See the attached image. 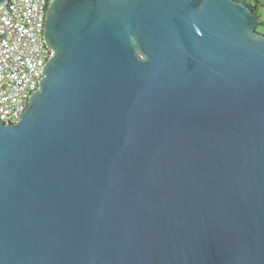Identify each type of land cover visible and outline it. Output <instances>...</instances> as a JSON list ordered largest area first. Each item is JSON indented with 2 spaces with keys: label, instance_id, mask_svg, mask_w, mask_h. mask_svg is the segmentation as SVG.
<instances>
[{
  "label": "water",
  "instance_id": "95a60500",
  "mask_svg": "<svg viewBox=\"0 0 264 264\" xmlns=\"http://www.w3.org/2000/svg\"><path fill=\"white\" fill-rule=\"evenodd\" d=\"M260 22L53 0L39 88L0 119V264H264Z\"/></svg>",
  "mask_w": 264,
  "mask_h": 264
},
{
  "label": "built area",
  "instance_id": "2783aa9c",
  "mask_svg": "<svg viewBox=\"0 0 264 264\" xmlns=\"http://www.w3.org/2000/svg\"><path fill=\"white\" fill-rule=\"evenodd\" d=\"M52 1L8 0L0 6V119L4 122L22 117L53 54L45 39Z\"/></svg>",
  "mask_w": 264,
  "mask_h": 264
},
{
  "label": "trees",
  "instance_id": "16d2710c",
  "mask_svg": "<svg viewBox=\"0 0 264 264\" xmlns=\"http://www.w3.org/2000/svg\"><path fill=\"white\" fill-rule=\"evenodd\" d=\"M241 1H244L245 3H247L261 17L260 11H259V9H260L259 7L263 6L264 2H260L259 0H257L256 4H252V3L247 2V0H241ZM263 24H264V22L261 20V22H260V24L258 26H261Z\"/></svg>",
  "mask_w": 264,
  "mask_h": 264
},
{
  "label": "rangeland",
  "instance_id": "374dc122",
  "mask_svg": "<svg viewBox=\"0 0 264 264\" xmlns=\"http://www.w3.org/2000/svg\"><path fill=\"white\" fill-rule=\"evenodd\" d=\"M256 1L257 0H247V2L252 3V4H256ZM259 8H260L259 11H260V15H261V20L264 22V4H263V6H260ZM256 29L260 33L264 34V24L261 26H258Z\"/></svg>",
  "mask_w": 264,
  "mask_h": 264
}]
</instances>
